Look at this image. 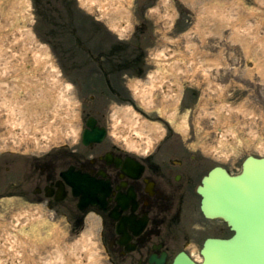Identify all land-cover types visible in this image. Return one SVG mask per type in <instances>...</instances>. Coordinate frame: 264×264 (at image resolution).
<instances>
[{
    "label": "rangeland",
    "instance_id": "1",
    "mask_svg": "<svg viewBox=\"0 0 264 264\" xmlns=\"http://www.w3.org/2000/svg\"><path fill=\"white\" fill-rule=\"evenodd\" d=\"M22 1L0 0V4H4L3 10L0 11V39L5 42L4 45L2 41L0 42V49L5 50V52L0 50V55L3 53V56H0V100L9 111L11 108L12 113L16 114L19 123L22 124L21 131L29 135H35V132L40 130L45 132V124L47 126L51 122L49 115L52 109L60 107L61 120H58L60 126L58 123L53 126L54 132L62 134L64 139L68 127H71L70 119L66 116H70L79 135L82 126L81 118L85 117L81 113L83 106L81 102H83L87 112H96L97 108L100 110L103 106H109L111 108L108 113L110 131L112 133L118 131L114 134L115 136L113 134L111 136L113 139L119 135L122 136L118 137L119 139L128 137L129 142L124 139L128 144L134 145L135 142H139L144 146L152 145L156 138L151 141V137L159 135L161 131L167 132V128L171 126L175 130H177L175 126H181L180 129L186 132L180 131V134H177L169 129L164 144L185 145L191 151L182 150V152L197 153L211 164L223 163L233 173L240 172L241 163L248 154L264 156V76L258 71L251 72L249 69L255 65L256 61L264 67V0H174L175 2L167 3L165 9L162 7L164 11L159 14V16L163 15L159 24L153 23L152 13L149 10V6L157 0H111L109 3L107 0H80L78 3H83L88 10L92 11V14L104 16L109 24H115L122 36L130 34L139 22V29H142L143 35L141 39L138 37L133 40L136 44L141 45L142 42L146 47L148 46L147 55L144 56L146 68H148L145 76H148L141 81L131 76L126 83L122 81V77L112 78L110 88H114L125 97L119 100L110 93V89L99 75L101 66L93 62L96 58L80 57L82 66L80 70L85 72L79 75L84 81L78 79V89L74 88L76 90L74 93L69 83L65 93V105L60 104L59 96L56 95L55 100L47 102L42 109L29 103L25 105L23 101L32 98L34 96L32 93L40 92L39 95L45 96L41 90H50V85H47L52 84L53 81V75L48 76L51 73L47 68V66L50 67L48 64L50 62L43 56L39 59L34 58L33 54L39 47H42V51L43 46L47 47L41 42L53 43H48L49 40L41 38H38V41L32 36L35 20L41 22L39 28L42 34L47 30L37 13L40 10L34 0H25L24 5L20 4L24 13L26 10L29 11L25 13L24 18H10L8 10L11 11V16L19 14L17 9L12 8V3L18 5ZM95 1L107 2L106 8H101ZM159 1L161 3V0ZM44 5L48 4L44 3ZM49 5L52 9L55 5L61 11L66 10L67 16L63 20H66L67 25L68 11L74 13L69 27L73 26L80 30L88 26L91 13L83 6V8L80 6V9L73 6L69 9L61 3ZM219 5L218 11L221 13L219 15L220 17L226 15V20H220L217 14L216 9ZM174 6L175 10L172 9ZM167 10L173 14L168 15ZM41 14L42 11L40 16ZM153 15L155 16L154 11ZM28 16L30 20L25 23V18L27 19ZM252 24L251 34L247 37H237L235 32L237 28L242 26V30L245 31ZM107 31L110 34H101L96 38L97 42L95 48L92 47L93 51L103 46L108 48L112 39L116 37L113 30ZM22 33L25 38L20 41L19 37ZM61 33H65L66 38L62 39L63 47L74 48L77 41L73 40L71 31H65V28H62ZM15 40L18 41L16 48L12 44ZM50 41L60 43V40H53V38ZM12 52L20 56L13 62L6 63L12 59ZM38 54L43 55V52L40 51ZM177 60L178 63L174 64ZM64 61L69 65L70 60L69 63ZM31 65L36 66L34 69L36 71H30ZM3 72H6L4 78ZM29 75L39 80L40 91L38 87L29 91L22 89ZM49 78L51 81H48ZM55 82H58L57 79ZM66 82L68 81L63 78L61 83L58 82L52 89L64 91V87L68 85ZM172 84L181 86L182 93L179 99H171L175 97L171 89ZM133 88L139 92H134ZM102 90L107 92L106 95L103 96ZM75 94L76 97L73 98ZM92 94H95L97 98L91 100ZM17 98L20 100L16 102ZM162 103L167 104L168 107L159 110L157 106ZM160 111L169 112L172 120L167 122L162 119L159 115L163 116V113ZM173 113H176L175 116ZM136 119L143 121L145 127L137 128ZM8 123L10 127L14 120L8 119ZM145 124H156L159 128L155 130ZM136 128L141 133H145V136L140 135ZM21 137L18 135V142ZM72 138L76 137L72 136ZM9 140L11 139L1 135L0 149ZM193 148L195 151H192ZM163 153L157 154L155 159L160 161ZM21 154L0 150V194L3 193L6 183L16 173H20L21 156L17 159L13 157ZM13 160L16 162L13 163ZM8 164L11 166L9 171L6 170ZM19 221L30 224L32 221L35 224L43 223L40 226L42 237L35 239L29 225H26V228L16 227ZM56 225L58 228H54ZM69 228L64 219L61 220L60 217L56 219L53 212L47 210L44 205L29 204L22 199H0V261L2 264L19 263L18 255L9 253L12 252V248L7 242L19 239L20 249L23 243L32 248H29V254L26 255L28 264H51L49 257L53 255L55 258L58 246L61 247L60 253L64 255L66 264H89L86 259L83 260L85 257L90 260V264H97V260L101 258L98 249L92 248V254L85 252L84 249L87 245L94 247L92 245H95L93 242L95 238L91 237L92 233L84 231L72 240L69 239ZM23 257L21 256L22 259Z\"/></svg>",
    "mask_w": 264,
    "mask_h": 264
},
{
    "label": "flooded vegetation",
    "instance_id": "2",
    "mask_svg": "<svg viewBox=\"0 0 264 264\" xmlns=\"http://www.w3.org/2000/svg\"><path fill=\"white\" fill-rule=\"evenodd\" d=\"M108 151L123 159L131 154L118 146L93 147L88 156L72 153L65 162L60 160L53 164V169L39 175L40 183L52 185L60 178L61 171L70 165L108 182L110 185L108 209L101 211L106 244L111 253L122 257L123 260L129 259L133 264H148L150 257L148 249L154 248L157 243L169 249L170 246L178 243L182 232L186 238L188 237L190 231L184 223L188 219L187 211L190 209L193 211L196 206L198 207L193 182L200 171L189 165L187 161L174 164L165 156V160L160 161L138 157L140 165L127 162L129 170L125 172L122 169L123 165L117 163L115 159L102 157H106ZM179 173L182 177H179ZM61 204L65 208L59 211L63 212L64 209L69 215L77 214L76 198L70 192L60 202ZM119 205H121L119 215L131 216L133 220L130 222V227L126 226L129 232L128 241H125L124 236L117 231L122 219L110 215ZM143 219L144 228L140 235L137 234V229L142 225ZM204 225L201 224L199 236L205 233L220 235L223 231L220 224Z\"/></svg>",
    "mask_w": 264,
    "mask_h": 264
},
{
    "label": "water",
    "instance_id": "3",
    "mask_svg": "<svg viewBox=\"0 0 264 264\" xmlns=\"http://www.w3.org/2000/svg\"><path fill=\"white\" fill-rule=\"evenodd\" d=\"M200 191L205 213L223 216L234 230L230 239L209 240L204 255L218 264H264V158L247 159L237 175L212 171ZM175 264L196 263L185 259Z\"/></svg>",
    "mask_w": 264,
    "mask_h": 264
},
{
    "label": "bare ground",
    "instance_id": "4",
    "mask_svg": "<svg viewBox=\"0 0 264 264\" xmlns=\"http://www.w3.org/2000/svg\"><path fill=\"white\" fill-rule=\"evenodd\" d=\"M108 1V3L111 1V0H107ZM14 2V1H13ZM96 3L98 2L99 3V6L101 7V8H105V3H107V2H104V1H102V2H100V1H95ZM24 3H25V0H23L21 3H18V5H16V3H12V8L13 9H17V11L19 12V14L18 15H16V14H13V16H11V11L10 10H8V12L10 13V18H19V19H21V18H23L24 16H25V13L22 11L23 9H22V7H21V5L20 4H23L24 5ZM2 6H4V4H0V11L1 10H3V7ZM214 11V10H213ZM14 13V12H13ZM218 14V13H217ZM219 14H221V13H219ZM218 14V16L220 17V15ZM227 19V16L226 15H222L221 17H220V20H226ZM247 29V30H246ZM245 29V31L244 30H242V26L240 27V28H237V30H236V28H235V32H236V34H237V37H239V36H244V37H247L249 34H251L252 33V29H253V24L252 25H250L249 27H247ZM22 35V36H21ZM1 38H3V37H1ZM25 37H24V35H23V33L22 34H20V37H19V40L20 41H22L23 39H24ZM27 38L29 39V34L27 35ZM25 40H27V39H25ZM3 42V40L2 39H0V42ZM5 44V42H3V45ZM13 44V47H17L16 45L18 44V41L17 40H15L14 41V43H12ZM42 47H39L38 48V50L36 51V53L35 54H33V57L34 58H38L39 59V57H42V55H40V54H38V52H40V51H42V49H41ZM1 50V49H0ZM10 50H12L11 48H10ZM13 51V50H12ZM1 52H5V50L4 49H2L1 50ZM13 54H12V59L10 60V61H6V63L7 62H13L15 59H17L19 56H17L16 54H18V53H16V52H12ZM3 54V53H2ZM0 55L1 57L3 56V55ZM25 54V53H24ZM37 62H38V60H37ZM178 63V60L174 63V64H177ZM37 65H38V63H37ZM173 66H175V65H173ZM47 68L49 69V71H51V73L50 74H48V76H50V75H53V73L55 72V66H51L50 65V67L49 66H47ZM34 69H36V66H34L33 68H32V71H34ZM250 70H251V72H254V71H258L261 75H263L264 76V67H261V63L259 62V61H256L255 62V65L253 66V67H251V68H249ZM50 79V78H49ZM51 80V79H50ZM40 84V82H39V80H36V81H34V77L33 76H29V78L27 77V79H26V81H25V83H24V85H22V89H27V86H33V85H39ZM57 85V82H55L54 80H53V82H52V84H50V90L52 91L51 92V94L49 95L50 96V100H55V98H56V95L57 96H59V101H60V104H62V105H65L66 104V98H65V93H66V90H67V86H69V84L68 85H66L65 87H64V91H61L62 89H60V90H53L52 89V87H54V86H56ZM60 85V84H59ZM171 89H172V91H173V94H175V97H180L181 96V94L180 93H182L181 92V86H179L178 84H172L171 85ZM49 90V91H50ZM137 92H139L138 90H137ZM147 93H150V92H147ZM38 95V94H37ZM18 100H20L19 98H17V100H16V102L18 101ZM24 104L25 105H28V102H26V101H24ZM58 109V110H57ZM11 111V112H10ZM10 111H9V113H12V109L10 108ZM52 111L54 112V114H53V116H51V122H55V121H58L59 119L61 120V116L59 117V111H61L60 110V107L59 108H56V107H54L53 109H52ZM58 111V112H57ZM128 111L130 112V109H128ZM66 113V112H65ZM13 115H14V127H20L22 124H20L19 123V121H18V119H17V117H16V114H14V113H12ZM174 114V116H175V114L176 113H173ZM132 115V114H131ZM67 117V116H66ZM187 117H185V119H186ZM137 120V122H136V126H137V128H140V127H142V126H144V122L143 121H141L140 119H136ZM170 120H172V119H170ZM70 121H71V119H70ZM16 122H18V123H16ZM21 122H23V121H21ZM185 122V121H184ZM25 123H23V125H24ZM153 124V123H152ZM145 125H147V126H149V127H151V128H155V130H157L159 127H156V125L154 124V125H149V124H145ZM184 125H185V123H184ZM34 128H35V126H33ZM145 127V126H144ZM178 128H180L181 126H177ZM47 128H49V129H52V127L51 126H48ZM136 128V130H137V132L140 134V135H142V136H145V133H141L140 131H139V129H137ZM72 131H73V129H72ZM116 132H118V131H116ZM115 132V133H116ZM30 133V132H29ZM21 136H22V142H28V143H32L33 142V139H35V141L37 142V140H38V136H36V137H33V135H29L28 133H25V132H23L22 131V133L20 134ZM121 135H119V137H120ZM156 136H158V135H156ZM156 136L155 137H151V141H152V139L154 138H156ZM122 137V136H121ZM127 139H125V140H127L128 142H129V138L128 137H126ZM135 144H140L139 142H135ZM37 221L39 220V218H35ZM42 218H40V220H41ZM32 223H34V221H32ZM30 224V223H27V222H23V221H19L16 225V227H22V228H26V225H29L31 228H30V230L33 232V236H35V239H39V237L41 238L42 236H41V231H40V225L41 224H43V223H34V224ZM58 228V225H56L54 228ZM34 230H35V232H34ZM50 233V232H49ZM25 234H26V232H25ZM19 239L18 240H16L15 241V239H13V240H8L7 242L8 243H10V246H11V248H12V252H9L10 254H12V253H16L17 255H18V258H19V263H17V264H28V258H26V255H28L29 254V245H26V244H24L23 242V245H22V247H21V249L19 248ZM33 241H34V239H33ZM21 244V243H20ZM89 245H87V246H85L86 248H84L85 249V252H87V253H89L90 252V254H92V252H93V249L89 246ZM30 249H32V248H30ZM91 250V251H90ZM60 251H61V247H59L58 246V248H57V253H56V255H54L55 256V258L53 257V255H51L50 257H49V260H51L50 261V263L51 264H66V262H65V260H64V255L62 254V253H60ZM21 256H24V259H22L21 258ZM84 259H86V262H89V264H90V260L87 258V257H85V258H83V260ZM0 264H2V262L0 261Z\"/></svg>",
    "mask_w": 264,
    "mask_h": 264
}]
</instances>
